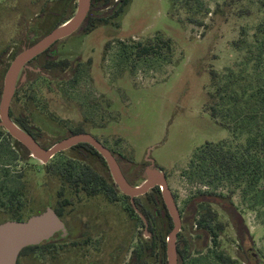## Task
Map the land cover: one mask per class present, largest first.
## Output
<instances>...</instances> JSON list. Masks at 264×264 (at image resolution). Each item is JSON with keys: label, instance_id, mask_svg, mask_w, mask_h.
I'll use <instances>...</instances> for the list:
<instances>
[{"label": "rangeland", "instance_id": "1", "mask_svg": "<svg viewBox=\"0 0 264 264\" xmlns=\"http://www.w3.org/2000/svg\"><path fill=\"white\" fill-rule=\"evenodd\" d=\"M58 1L0 0V96L15 57L45 37L74 6L77 9V1L65 9ZM262 3L264 0H130L108 25L90 33L79 29L58 41L54 62L47 63L42 57L25 64L16 78L18 96L11 109L16 117L24 114L39 130L35 142L44 149L73 136L75 130L96 137L115 156L133 188L149 176L163 175L184 218L190 215L188 206L198 190L228 193L220 182L208 184L206 170L200 168L195 154L205 142L229 139L235 146L245 141V136H230L210 118L206 93L213 92L212 71L223 83L230 72H251L255 63L246 64L248 47L242 41L252 42L254 28L264 18ZM157 38L171 41L170 55L137 57L134 43ZM15 142L0 126V203H6L9 189L20 188L26 220L48 204L56 205L60 185L47 169H63L70 159L75 168L84 163L76 160L77 150H66L47 163L31 155L24 158L12 153L17 150ZM87 159L96 171L108 175L98 158ZM258 189L264 191V181ZM118 191L117 204L104 203L103 196L72 197L63 216L67 223L78 217L93 221L94 207L99 206L107 212L108 230L98 227L80 239L71 234L52 247L27 251L18 263L128 264L148 239L147 226L139 212L129 210L130 200ZM231 201L252 237L251 254H257L259 264H264V198L255 188L241 186ZM146 204L147 200H140L141 207ZM210 208L216 214L211 227L221 223L223 229L216 230L217 237L200 250L202 233L198 227L183 224L177 241L185 244V257L178 264H220L219 254L247 264L249 249L241 248L232 220L220 207L213 204ZM202 210L199 207L198 213ZM2 211L0 205V223ZM161 222V218L156 220L159 237L167 241L170 231ZM117 250L120 255L113 257ZM164 253L166 256V246ZM158 260L152 256L150 264H158Z\"/></svg>", "mask_w": 264, "mask_h": 264}, {"label": "trees", "instance_id": "2", "mask_svg": "<svg viewBox=\"0 0 264 264\" xmlns=\"http://www.w3.org/2000/svg\"><path fill=\"white\" fill-rule=\"evenodd\" d=\"M240 1L244 0H238V2ZM75 2L76 0H59L57 4L60 8L65 9L70 5H74ZM129 2L130 0H91L89 12L78 30L81 29L83 33H90L98 26L108 25L122 14ZM172 2L174 3L175 0H172ZM262 8H264V3H262ZM104 9L107 10L105 13L95 15L96 11ZM75 12L74 6L72 12L57 20L47 34L69 21L75 15ZM191 23L203 26L202 23L196 21H191ZM243 42L248 47L246 64L251 61L255 63L251 72H230L224 77L225 82L223 83V78H218L217 74L212 71L211 87L213 92L206 93L211 102L206 111L219 127L229 132L230 136L243 135L245 141L243 144L235 146L229 144V139L215 143L205 142L197 149L195 154V158L201 165L200 168L206 170L205 175L208 184L220 182L227 187L228 193L225 195L213 191L198 190L196 192L197 197L194 196L190 206H188L190 215L181 218V223L182 225L189 223L198 227L199 232L203 235V243L200 247V250H203L210 238L215 239L217 237L215 231L223 229L221 223H216L215 228L211 227V224L216 221V214L210 206L214 204L220 207L232 220L241 248L243 250L249 249V251L247 250V264H259L260 259L257 254H251L250 252L254 246L252 237L245 227L243 219L234 208L231 196L236 188L244 186L246 189L255 188L264 198V191L258 189L259 184L264 181V18L255 26L252 42L247 40ZM55 44L35 58L43 57L47 63L54 62L57 59ZM133 45L139 58H163L172 52L169 39L157 38L154 41L146 40L144 43L138 42ZM17 96L18 89L15 88L11 98L9 117L16 126L35 140L40 135L39 130L29 123L24 114L16 117L11 109V104L17 99ZM82 132L83 130H75L73 134ZM14 146L17 150L14 149L12 153L24 158L30 155L18 142H15ZM67 150H77L76 160L84 164L82 167L75 168L73 159H70L65 163L63 169H47L52 178L57 180L60 185V189L56 193V205L48 204L57 216L62 218L67 208L72 205L71 198L79 194H83L87 198L103 196L109 203L117 201L118 187L111 180L107 165L97 151L87 143L77 144ZM89 156H94L100 160L106 172H108L107 176L101 175L86 162ZM193 163L194 161H191L190 165ZM22 194V190L17 187L7 191L5 195L6 203H0L4 207V211L1 212V216L4 218L3 222L25 221L22 215L23 205L20 201ZM198 197H200V201ZM125 198L130 200L127 196ZM141 199L147 200L146 206H140ZM133 203L134 205L130 201L129 210L132 213L135 210L143 217L147 226L148 239L141 243V251L133 254L130 264H150L152 256L159 257L158 264H167L164 253L166 239L159 237L160 232L157 229L156 220L161 218V223L169 231H171L173 224L159 187H154L144 195L134 198ZM204 203L206 204L205 209L202 207ZM199 207L203 209L201 213H198ZM177 236H180V232ZM64 240L61 236L55 235L38 246L23 249L19 254L17 264H19V258L27 251L44 250L52 247L56 242ZM184 246V243L181 244L176 241L177 264L185 257ZM216 258L220 264H237V261L221 254L217 255Z\"/></svg>", "mask_w": 264, "mask_h": 264}, {"label": "water", "instance_id": "3", "mask_svg": "<svg viewBox=\"0 0 264 264\" xmlns=\"http://www.w3.org/2000/svg\"><path fill=\"white\" fill-rule=\"evenodd\" d=\"M76 1L77 12H75V15L71 18L73 19V22L67 27V29L60 31L61 25L37 43L17 55L10 64L3 79L0 96V126L3 127L15 141L20 143L31 156L44 163H47L56 154L77 144H89L103 158L114 184L118 187L121 193L131 199V203H133L134 198L144 195L150 189L154 187L161 188L162 199L173 224L166 241V261L167 264H177L176 241L177 235L181 229V217L163 175L157 174L149 176L144 181L145 183L143 185L133 188L125 180L112 153L91 135L85 133L76 134L67 139L56 142L50 148L44 149L27 133L16 126L9 117L11 98L15 89L16 78L20 70L25 64L44 52L50 46L76 32L87 16L91 0ZM79 9L80 11L78 13ZM14 78L15 81L11 89ZM59 232L62 234L61 237H65L67 234L63 221L49 205L44 211L37 215L30 216L25 221H6L1 223L0 264H17L19 254L23 249L38 246L40 243L49 240Z\"/></svg>", "mask_w": 264, "mask_h": 264}, {"label": "flooded vegetation", "instance_id": "4", "mask_svg": "<svg viewBox=\"0 0 264 264\" xmlns=\"http://www.w3.org/2000/svg\"><path fill=\"white\" fill-rule=\"evenodd\" d=\"M82 133H85V134H89V133H86V132H82ZM82 133H78V134H82ZM74 135V134H73ZM76 135V134H75ZM91 135V134H89ZM92 136V135H91ZM94 137V136H92ZM96 140L97 138L94 137ZM99 141V140H97ZM100 142V141H99ZM101 143V142H100ZM113 155V154H112ZM114 156V155H113ZM115 157V156H114ZM116 159V158H115ZM117 161V159H116ZM118 163V162H117ZM109 171V170H108ZM98 172V171H97ZM100 173V172H98ZM102 175V173H100ZM109 175H110V172H109ZM104 176V175H103ZM110 178L112 180V177L110 175ZM113 181V180H112ZM128 197V196H127ZM131 201V199H130ZM104 203H109L107 202L106 200L103 201ZM118 203V200L115 201L114 203L112 204H117ZM111 204V203H110ZM132 205H134V203H131ZM108 206V205H107ZM134 207V206H133ZM100 207L99 206H95L94 207V217H93V221H87L85 219H83V217L79 218L74 221V222H70V223H67L65 222V220L63 219V217L61 218V220L63 221L64 225H65V228H66V236L65 237H62L63 239H67L69 238L70 236H72L71 234H73V237L77 238V239H80V238H84L83 236L84 235H88L89 233H91L93 229H96L98 227H103L105 226V229L108 230V227H110V224L108 223V221L106 220V216H107V212L106 210H99ZM85 220V221H84ZM182 225V223H181ZM122 226V225H121ZM123 228V227H122ZM72 229H73V232H72ZM97 233V232H96ZM100 234H102L101 232H98ZM107 233V231H106ZM92 234V233H91ZM55 235H58V236H62V234L59 232ZM54 235V236H55ZM120 255V251L117 250L114 254H113V257H118ZM133 255L130 256V259L128 261V264H130V260L132 258Z\"/></svg>", "mask_w": 264, "mask_h": 264}, {"label": "bare ground", "instance_id": "5", "mask_svg": "<svg viewBox=\"0 0 264 264\" xmlns=\"http://www.w3.org/2000/svg\"><path fill=\"white\" fill-rule=\"evenodd\" d=\"M79 11H80V9L78 10V13H79ZM77 12V11H76ZM73 22V19H71L70 21H67L64 25H62L61 27H60V31H62V30H64V29H67V27H69L70 25H71V23ZM14 81H15V78H14V80H13V82H12V85H11V89H12V87H13V83H14ZM145 182H143L141 185H143Z\"/></svg>", "mask_w": 264, "mask_h": 264}]
</instances>
